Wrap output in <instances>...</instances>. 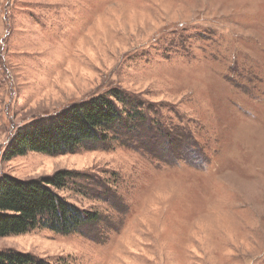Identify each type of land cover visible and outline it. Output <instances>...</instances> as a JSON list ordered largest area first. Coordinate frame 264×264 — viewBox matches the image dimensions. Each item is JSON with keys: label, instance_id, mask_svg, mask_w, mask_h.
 <instances>
[{"label": "rangeland", "instance_id": "1", "mask_svg": "<svg viewBox=\"0 0 264 264\" xmlns=\"http://www.w3.org/2000/svg\"><path fill=\"white\" fill-rule=\"evenodd\" d=\"M113 89L148 120L124 113L106 141L4 159L20 127ZM188 139L199 165L175 148ZM61 170L75 176L59 194L97 220L69 234L37 225L0 251L264 264V0H0V176Z\"/></svg>", "mask_w": 264, "mask_h": 264}, {"label": "trees", "instance_id": "2", "mask_svg": "<svg viewBox=\"0 0 264 264\" xmlns=\"http://www.w3.org/2000/svg\"><path fill=\"white\" fill-rule=\"evenodd\" d=\"M111 91L73 103L50 121L36 120L20 127L9 142L4 159L24 156L29 151L67 153L89 142L106 141L110 136L109 129L114 122L122 120L124 113L127 120L132 121L137 116L140 120H148L147 113L140 109V102L130 99L132 96L121 90ZM122 105L125 108H121ZM145 122L152 131L157 127L150 126L149 121ZM165 133L162 130L160 135ZM175 148L187 150V154L190 153L187 157L189 161L200 164L199 147L192 139L184 140L181 145L179 142ZM74 176L75 172L68 170L41 179L0 176V237L20 234L37 225L69 234L80 231L89 221H96L97 214L85 213L59 194L61 189L68 187ZM0 264H38V261L30 254L5 250L0 251Z\"/></svg>", "mask_w": 264, "mask_h": 264}, {"label": "snow or ice", "instance_id": "3", "mask_svg": "<svg viewBox=\"0 0 264 264\" xmlns=\"http://www.w3.org/2000/svg\"><path fill=\"white\" fill-rule=\"evenodd\" d=\"M130 99H135V97H130ZM248 115L252 116L253 118H255V113L249 112ZM119 198H117V204L116 206L119 207V202H118Z\"/></svg>", "mask_w": 264, "mask_h": 264}]
</instances>
